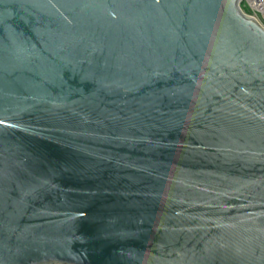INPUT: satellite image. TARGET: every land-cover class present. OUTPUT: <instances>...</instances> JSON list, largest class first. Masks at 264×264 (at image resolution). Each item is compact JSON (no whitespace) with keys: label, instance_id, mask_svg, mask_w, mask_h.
<instances>
[{"label":"water","instance_id":"water-1","mask_svg":"<svg viewBox=\"0 0 264 264\" xmlns=\"http://www.w3.org/2000/svg\"><path fill=\"white\" fill-rule=\"evenodd\" d=\"M239 3L0 0V264H264Z\"/></svg>","mask_w":264,"mask_h":264},{"label":"built area","instance_id":"built-area-1","mask_svg":"<svg viewBox=\"0 0 264 264\" xmlns=\"http://www.w3.org/2000/svg\"><path fill=\"white\" fill-rule=\"evenodd\" d=\"M242 12L254 18L264 28V0H240Z\"/></svg>","mask_w":264,"mask_h":264}]
</instances>
